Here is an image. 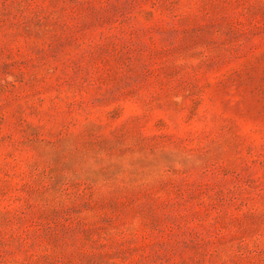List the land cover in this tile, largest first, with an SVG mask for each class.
Here are the masks:
<instances>
[{
  "label": "rangeland",
  "instance_id": "1",
  "mask_svg": "<svg viewBox=\"0 0 264 264\" xmlns=\"http://www.w3.org/2000/svg\"><path fill=\"white\" fill-rule=\"evenodd\" d=\"M0 264H264V0H0Z\"/></svg>",
  "mask_w": 264,
  "mask_h": 264
}]
</instances>
